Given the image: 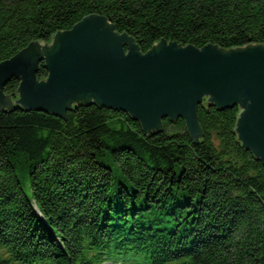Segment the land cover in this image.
Returning a JSON list of instances; mask_svg holds the SVG:
<instances>
[{"label": "trees", "instance_id": "trees-1", "mask_svg": "<svg viewBox=\"0 0 264 264\" xmlns=\"http://www.w3.org/2000/svg\"><path fill=\"white\" fill-rule=\"evenodd\" d=\"M88 14L143 53L160 37L264 45V0H0V62ZM35 76H47L42 62ZM19 82L3 88L13 100ZM201 102L196 144L182 116L146 136L93 103L64 121L1 110L0 264H264V165L235 140L240 108Z\"/></svg>", "mask_w": 264, "mask_h": 264}, {"label": "water", "instance_id": "water-1", "mask_svg": "<svg viewBox=\"0 0 264 264\" xmlns=\"http://www.w3.org/2000/svg\"><path fill=\"white\" fill-rule=\"evenodd\" d=\"M41 62L47 76L39 81L35 73ZM12 77L20 80L16 100L3 92ZM207 100L217 109L232 104L240 108L232 128L235 140L264 165L261 43L228 49L206 43L196 48L160 37L143 53L134 39L116 32L104 16L88 14L70 29L55 30L49 43L30 41L0 62V111L18 105L61 116L64 121L73 105L93 103L126 112L139 121L146 136L161 131L162 118L173 122L182 116L196 144L201 138L196 106Z\"/></svg>", "mask_w": 264, "mask_h": 264}, {"label": "flooded vegetation", "instance_id": "flooded-vegetation-1", "mask_svg": "<svg viewBox=\"0 0 264 264\" xmlns=\"http://www.w3.org/2000/svg\"><path fill=\"white\" fill-rule=\"evenodd\" d=\"M40 63H38V66H39Z\"/></svg>", "mask_w": 264, "mask_h": 264}]
</instances>
